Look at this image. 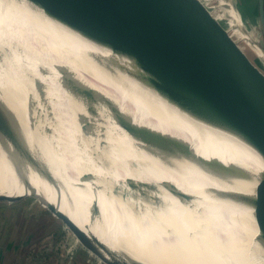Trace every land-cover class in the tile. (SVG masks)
Listing matches in <instances>:
<instances>
[{
	"label": "bare ground",
	"instance_id": "bare-ground-1",
	"mask_svg": "<svg viewBox=\"0 0 264 264\" xmlns=\"http://www.w3.org/2000/svg\"><path fill=\"white\" fill-rule=\"evenodd\" d=\"M0 111L33 154L16 160L0 140V183L19 172L122 259L264 264L254 216L264 157L242 134L169 98L127 50L41 2L0 0ZM141 175L163 193L143 187ZM135 192L146 193L151 212L136 209Z\"/></svg>",
	"mask_w": 264,
	"mask_h": 264
},
{
	"label": "water",
	"instance_id": "water-1",
	"mask_svg": "<svg viewBox=\"0 0 264 264\" xmlns=\"http://www.w3.org/2000/svg\"><path fill=\"white\" fill-rule=\"evenodd\" d=\"M34 1L133 54L169 98L242 134L264 157V61L255 52L256 59L250 57L230 25L215 17L209 0H204L206 5L201 0ZM259 12L264 21V0H259ZM13 126L11 115L0 111V140L11 144L14 159L31 162L33 154ZM23 181L32 189L28 197L36 199L101 262L147 264L122 259L82 229L60 204ZM171 191L190 199L174 187ZM23 198L0 195L2 202ZM94 211L98 213V205ZM254 216L264 240V176L257 186Z\"/></svg>",
	"mask_w": 264,
	"mask_h": 264
},
{
	"label": "rangeland",
	"instance_id": "rangeland-1",
	"mask_svg": "<svg viewBox=\"0 0 264 264\" xmlns=\"http://www.w3.org/2000/svg\"><path fill=\"white\" fill-rule=\"evenodd\" d=\"M201 1L205 4L204 0ZM208 2L212 11L216 15L219 14L215 17L218 20L222 17L221 21L227 26L230 25L233 33L240 38L235 36L239 44L255 60L259 56L257 51L251 48L246 38L240 36L236 30L250 37L260 48H264V21L260 17L259 0H209ZM226 3H229V6ZM226 8L231 10L242 28L236 27V29L233 26ZM101 101L107 107L111 106L107 96L102 95ZM157 140L159 142L164 140L163 133H158ZM23 180L22 177H17L9 183H0V195L25 196L15 202L0 201V264H75L74 261L78 264H104L87 250L76 252L77 240L69 241L68 235L62 236L63 224L36 199L28 197L32 194V190L27 188ZM138 180L143 187H151L155 193H163L162 189L158 188L159 184L153 185L154 182L144 175ZM116 190L120 193L122 188L117 187ZM124 191V196L131 195L130 191ZM136 193L135 196L141 198L137 202L136 209L151 212L146 193L140 195ZM157 202H160L159 199ZM72 250L74 253L70 255L69 252Z\"/></svg>",
	"mask_w": 264,
	"mask_h": 264
},
{
	"label": "crops",
	"instance_id": "crops-1",
	"mask_svg": "<svg viewBox=\"0 0 264 264\" xmlns=\"http://www.w3.org/2000/svg\"><path fill=\"white\" fill-rule=\"evenodd\" d=\"M226 5H229V3H226ZM65 235H68L69 236V241H71V240H74V239H76L77 240V238L69 231V230H67L66 228H65V226H64V235H62V236H65ZM77 242H78V244L76 245V246H78L77 248H76V252L78 253L80 250H87L85 247H83V245L77 240ZM88 251V250H87ZM90 252V251H89ZM73 253H74V250H72V251H70L69 252V254L70 255H73ZM92 254V253H91ZM75 262V264H78V262L77 261H74Z\"/></svg>",
	"mask_w": 264,
	"mask_h": 264
},
{
	"label": "trees",
	"instance_id": "trees-1",
	"mask_svg": "<svg viewBox=\"0 0 264 264\" xmlns=\"http://www.w3.org/2000/svg\"><path fill=\"white\" fill-rule=\"evenodd\" d=\"M62 234L64 235V233L62 232ZM31 256V255H30Z\"/></svg>",
	"mask_w": 264,
	"mask_h": 264
}]
</instances>
